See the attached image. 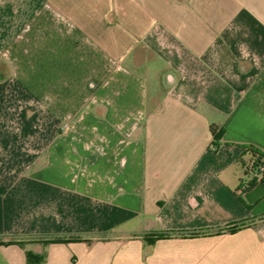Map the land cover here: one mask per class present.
<instances>
[{"label": "crops", "instance_id": "0c3cea01", "mask_svg": "<svg viewBox=\"0 0 264 264\" xmlns=\"http://www.w3.org/2000/svg\"><path fill=\"white\" fill-rule=\"evenodd\" d=\"M250 146L264 0H0V264H264Z\"/></svg>", "mask_w": 264, "mask_h": 264}, {"label": "trees", "instance_id": "16d2710c", "mask_svg": "<svg viewBox=\"0 0 264 264\" xmlns=\"http://www.w3.org/2000/svg\"><path fill=\"white\" fill-rule=\"evenodd\" d=\"M211 132L213 134V137H214L215 141L220 140L223 137L224 133H225L224 129L219 131L217 126H212L211 127ZM247 151L252 156V159L255 160V164L257 165V166H255V169L258 170V167L260 165L264 166V153H262L258 148H255L253 146L248 147ZM257 174L258 175H255V177H259V174H260L259 171H258ZM262 182H264V173H263V176H262ZM255 183H256V181L254 180L250 184V187L254 186ZM231 231H235V229H233ZM160 238H163V236L160 237ZM54 242L55 243H60L61 241H54ZM50 243H52V242H50ZM10 244L11 245L17 244V245H20V246L23 245L22 243H17V242H11ZM27 257H28L27 259H28V263L29 264H33V263H36V262L39 263L42 260L41 258H39V256H36L34 254H31V253H27Z\"/></svg>", "mask_w": 264, "mask_h": 264}, {"label": "built area", "instance_id": "2783aa9c", "mask_svg": "<svg viewBox=\"0 0 264 264\" xmlns=\"http://www.w3.org/2000/svg\"><path fill=\"white\" fill-rule=\"evenodd\" d=\"M255 166H257V165L255 164V160L252 159V161H251L250 164H249V171H250L253 175H258L257 173H258V171H259V173H260V174H259V177L262 178L263 173H264V166H263V165H260V166L258 167V170L255 169Z\"/></svg>", "mask_w": 264, "mask_h": 264}, {"label": "rangeland", "instance_id": "374dc122", "mask_svg": "<svg viewBox=\"0 0 264 264\" xmlns=\"http://www.w3.org/2000/svg\"><path fill=\"white\" fill-rule=\"evenodd\" d=\"M66 128V127H65ZM11 242H15V241H7V242H5V243H3V244H8V245H11L10 243ZM29 244H32L31 242H29Z\"/></svg>", "mask_w": 264, "mask_h": 264}]
</instances>
